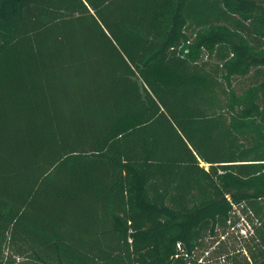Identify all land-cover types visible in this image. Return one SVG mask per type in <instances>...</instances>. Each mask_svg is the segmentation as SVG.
<instances>
[{"label":"trees","instance_id":"obj_1","mask_svg":"<svg viewBox=\"0 0 264 264\" xmlns=\"http://www.w3.org/2000/svg\"><path fill=\"white\" fill-rule=\"evenodd\" d=\"M0 264H264V0H0Z\"/></svg>","mask_w":264,"mask_h":264},{"label":"rangeland","instance_id":"obj_2","mask_svg":"<svg viewBox=\"0 0 264 264\" xmlns=\"http://www.w3.org/2000/svg\"><path fill=\"white\" fill-rule=\"evenodd\" d=\"M190 28H194V31H196V29L198 28V27H196V26H193V27H190ZM128 123V121L127 120H124L123 122H121V123H119V125H117V129H122L123 128V126L124 125H126ZM243 233H244V231H242Z\"/></svg>","mask_w":264,"mask_h":264}]
</instances>
